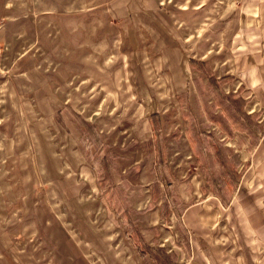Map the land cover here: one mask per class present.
<instances>
[{
    "label": "rangeland",
    "instance_id": "obj_1",
    "mask_svg": "<svg viewBox=\"0 0 264 264\" xmlns=\"http://www.w3.org/2000/svg\"><path fill=\"white\" fill-rule=\"evenodd\" d=\"M233 5L0 0V246L20 264H76L96 240L118 264H182L184 208L224 217L257 138L234 113Z\"/></svg>",
    "mask_w": 264,
    "mask_h": 264
},
{
    "label": "crops",
    "instance_id": "obj_2",
    "mask_svg": "<svg viewBox=\"0 0 264 264\" xmlns=\"http://www.w3.org/2000/svg\"><path fill=\"white\" fill-rule=\"evenodd\" d=\"M220 17L224 19L222 34L229 44L224 50L231 51L229 71L234 76V91L248 99L246 105L250 108L245 110L243 106V110L257 119V109H264V0H234L233 8L223 11ZM249 137L242 145L248 156L244 159L238 155L247 163L237 178L234 201L220 207L221 212H227L224 217L197 216L198 211L214 208L210 202L189 205L182 211L180 219L189 231L182 264H264V120L257 138ZM249 139L253 140L251 145ZM214 225L225 230L203 227ZM62 232L57 236L58 243ZM93 245L103 249L93 253L88 247V252L75 255L76 264H93L88 261L90 252L96 254L91 259L99 262L96 264H118L105 242L97 244L96 240ZM13 251L0 246V264H20V256Z\"/></svg>",
    "mask_w": 264,
    "mask_h": 264
},
{
    "label": "trees",
    "instance_id": "obj_3",
    "mask_svg": "<svg viewBox=\"0 0 264 264\" xmlns=\"http://www.w3.org/2000/svg\"><path fill=\"white\" fill-rule=\"evenodd\" d=\"M211 80V79H210ZM233 102V101H232ZM244 104V100H242L240 97H237L236 99H234V113H237L238 116H240V118L243 120V122L245 123V127L247 128V130L249 131V133L253 136H258V134L261 132V123L262 121H256L255 119H252L250 114L245 113V111L243 110V105ZM154 137L156 140V162H155V166L159 167L162 162H163V149L161 148V144L160 141L158 139V134H154ZM235 156L237 157V155L233 154L232 157L235 158ZM102 159L99 161L98 163V168L100 170L104 171V175H108L109 176V172L111 170V166L108 164V162L106 161V158L103 156L101 157ZM235 175V174H234ZM166 184L168 185L169 182L167 181ZM128 221H124V226L127 225ZM125 228V227H124ZM158 252L155 253V256L157 257ZM156 263V261H155Z\"/></svg>",
    "mask_w": 264,
    "mask_h": 264
},
{
    "label": "built area",
    "instance_id": "obj_4",
    "mask_svg": "<svg viewBox=\"0 0 264 264\" xmlns=\"http://www.w3.org/2000/svg\"><path fill=\"white\" fill-rule=\"evenodd\" d=\"M264 116V110L262 111V117Z\"/></svg>",
    "mask_w": 264,
    "mask_h": 264
}]
</instances>
